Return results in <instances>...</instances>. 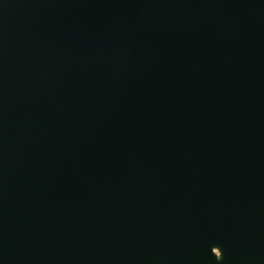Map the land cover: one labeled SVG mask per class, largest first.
Masks as SVG:
<instances>
[{
	"label": "water",
	"instance_id": "water-1",
	"mask_svg": "<svg viewBox=\"0 0 264 264\" xmlns=\"http://www.w3.org/2000/svg\"><path fill=\"white\" fill-rule=\"evenodd\" d=\"M0 264H264V0H0Z\"/></svg>",
	"mask_w": 264,
	"mask_h": 264
}]
</instances>
